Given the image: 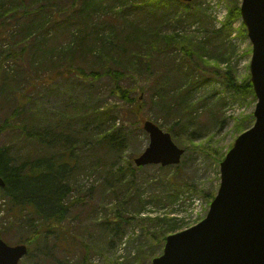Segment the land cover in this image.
Listing matches in <instances>:
<instances>
[{
    "label": "rangeland",
    "instance_id": "rangeland-1",
    "mask_svg": "<svg viewBox=\"0 0 264 264\" xmlns=\"http://www.w3.org/2000/svg\"><path fill=\"white\" fill-rule=\"evenodd\" d=\"M7 2L14 6L24 2L32 11L47 1ZM116 2L122 4L121 0ZM55 3V7L42 12L51 15L52 18L48 15L51 24L41 25L40 22H46L43 14H25L7 21L9 34L14 29L11 43L7 37L0 38V64L7 73L0 75V124L8 117L14 122L16 103L21 107L16 117L19 127L2 133L0 146H9L17 157L29 150L47 153L37 139L25 136L24 129L28 130L26 127L30 123L35 124L32 127L52 126L62 121H65L62 124L65 129L67 122L70 123L79 140L76 142L79 160L74 179L82 187L75 186L73 192L81 200L80 205L75 203L73 206L70 227L78 235L89 234V240L87 237L84 240L89 244V259L84 264H152L153 259L163 253L165 236L188 229L206 217L220 187L222 160L242 130L255 123L254 111L258 102L255 92L239 95L225 82L228 69L233 71L239 83L251 79L252 42L246 28L245 32L242 28L243 20L240 17L232 25H224L233 5L241 7L242 0H193V12H198L201 17L192 20L185 12H179L182 6L177 5L167 6L154 18L152 8L143 0H138V8H131L132 3H128L121 9L124 12L118 18L120 26L125 21L159 22L171 14L170 25L165 23L160 27L164 29L163 33L177 36V43L168 46L169 52L154 54L150 69L146 68V62L137 66L120 62L119 69L124 73L120 84L129 88L131 97L136 100L145 98V109L140 114L131 109L135 101L128 102L114 92V81L107 73L91 81L83 80L74 72L55 77L58 73L50 66L53 62H47L50 55L42 57L43 51L68 44L71 41L69 31L77 27L85 28L87 31H83L92 35L96 25L98 28L105 25L97 23L100 18L94 19L97 22L93 24L85 21L84 14L77 10L71 12L72 0H55ZM101 12L103 10L97 11L98 14ZM33 25L37 30L29 36L28 30ZM216 30L219 32L214 33ZM26 43L27 48L22 50ZM136 45L123 43L120 58L136 49ZM9 53L14 56L8 57ZM86 62L87 72H90V64L101 68L104 60L95 62V57L89 56ZM161 84L166 92L163 106H154L151 96L155 86ZM178 96L187 99V116L184 111L180 112L181 108L174 107L173 103L179 101ZM183 112L184 117L179 118ZM20 119L23 122L20 123ZM141 119L152 120L166 131L172 128L175 142L185 149L179 164L136 165L135 159L150 143ZM117 129L122 132V143H118L115 151L110 152L101 145L93 150L98 141ZM100 158L112 165L111 172L100 173L96 168ZM9 205L0 194V230L7 229L1 237L9 244H16L21 232L18 226L12 225ZM118 208H124L127 216L133 218L123 224L122 238H114L111 245L107 244L108 236L99 224L113 219ZM41 248L33 250L20 264H32L35 260L47 264H78V257L74 255L79 256V252L67 256L56 247L42 255L39 254Z\"/></svg>",
    "mask_w": 264,
    "mask_h": 264
},
{
    "label": "trees",
    "instance_id": "trees-1",
    "mask_svg": "<svg viewBox=\"0 0 264 264\" xmlns=\"http://www.w3.org/2000/svg\"><path fill=\"white\" fill-rule=\"evenodd\" d=\"M7 1L8 0H0V15H2L0 16V38L7 37L10 43L12 40L11 37H14V29L12 30V34H9L8 30L10 29L7 26L8 19L13 21L25 14L32 16L43 14L45 16L43 21L46 22H40L41 25H45L46 23L49 25L52 22V19L48 20V15L49 17H51V15L42 12L46 9L48 10L49 7H55V0H45L47 2L33 8L32 11L28 10L29 4L22 2L14 6L9 5ZM78 2H80L79 9L76 8ZM143 2L145 5L152 8L151 16L153 18L170 5L182 6L179 12H185L189 20L200 19L201 17L198 12H193L192 2L184 3L175 0H143ZM121 3L122 4H119L116 0H72L69 6V9L72 10L71 12L77 10V13L84 14V18H86L85 21H90L93 24H96L97 21L95 20L100 18V22L97 23L105 25L102 26V28H98L96 25L95 32H93L92 35L90 32H84L87 30L83 27H77L75 29L77 32L74 29L70 30L71 41L68 44L56 45L50 50H45L43 51L42 57H46L47 54L50 55L47 62L48 64L53 62L50 66L58 73L55 77L74 72L78 77H83V80L91 81L92 79L98 80L103 73L109 74L114 81V92L128 102L132 100L135 101V105L131 109L140 114L145 109V103L143 101L145 98H143V100L140 98L136 100L131 97L129 88L120 84L119 81L124 76V73L119 69L121 65L120 62L123 60L124 63L132 64L133 66H137L140 62H146V68L150 69L151 62L154 60V54L169 52V50L167 51L168 46L170 47L172 44L177 43V36L163 33L164 29H161L163 24H169L171 22V14L164 16L159 22L150 21L149 23H136L125 21L121 26H126V28L118 29V26L121 27L118 18L120 15H123L124 12L121 9L127 7L126 5L128 3H132L131 8H138L139 6L138 0H121ZM58 9L59 11L63 10L62 8ZM173 9L175 10L174 12L177 13L176 8ZM98 10H103V12L98 14ZM199 10L201 11V9ZM230 12V17L224 24L226 27L232 25L235 19L241 17L240 7L238 5H233ZM110 15L112 17H110ZM106 26L109 28L104 29ZM242 28L245 32L244 24ZM36 30V25L31 26L28 30L30 31L29 36ZM122 31L126 32L122 33ZM218 32L217 30L214 31V33ZM186 41L188 42V40ZM128 42L137 44V48L122 54L120 58L119 52H121V47H123V43L128 46ZM27 45L26 43L22 50H25ZM201 49L205 50V48ZM189 50H191L192 53V49L189 48ZM139 52H143L144 54L140 55ZM205 52L208 53V51ZM76 54H78L79 57H76ZM187 54L191 55L189 53ZM12 56H14V54L9 53L8 57ZM54 56H57V58ZM89 56H94L95 62L99 59H103V64L98 62L102 67L97 68L94 67L93 64H90L92 69L90 72H87L88 62H86V60ZM75 64L79 65L74 67ZM142 65H144V63ZM123 72L126 71L123 70ZM1 73L7 75L3 64H0V75ZM226 74L225 82L230 89H233V91L239 95L254 93L251 79L239 83L234 78L231 69H228ZM154 89L155 91L151 96L152 104L154 106H163L162 103L166 96L164 85L155 86ZM155 97H157V99ZM173 104L174 107L181 108L180 112L184 111L187 116V99L181 96L179 97V101L176 100ZM18 108H21L20 103H16L14 109V122L13 119L8 117L0 124V135L3 132L14 129L15 126L19 127L17 123L19 119L16 118L19 110ZM184 112L179 118L184 117ZM142 120L144 121V119H141V122ZM21 122H23V119H20V123ZM64 122L65 121H62L52 126L40 124L34 127H32V125L35 124L31 125L30 123L26 127L28 130L24 129L25 136L37 139L38 143L44 146V150H46L47 153L29 150L23 156L17 157L12 153L9 146H0V176L3 177L6 183L5 186L0 187V194L10 204L8 215L10 218L13 217L12 225L15 228L18 226L21 232L16 243H26L29 246V254L33 252V250H39V248L42 247L39 254L43 255V253L46 254L48 251L57 247L63 253L68 254L67 256H73L70 255L72 252H79V256H74L78 257V264H84L89 259V244L84 242L87 238L89 240V234L87 236L85 234L78 235L76 231L70 227L73 206L75 203L76 205H80L79 202L81 200L79 196L76 197L73 194L75 186L82 188L80 183L74 179V171L77 168V162L79 160V149L77 148L76 142L79 140L73 133L74 127L67 122V126L64 129L62 126ZM84 125L87 126V123ZM85 128L86 127H84V130ZM167 131L172 132V135L176 137L172 128H169ZM121 133L122 132L117 129L112 134L104 136L102 140L96 143V147L92 149L95 150L98 145H101L110 152L115 151L118 143H122ZM50 149L51 152L48 151ZM96 168L100 169V173H108L111 172L112 165H108L100 158L97 160ZM104 184L106 183H103V185ZM143 207L144 205L141 206V208ZM124 210V208L116 209L113 219H107L99 224L101 229L106 233V236H108L107 244L112 245V241L116 237L122 238L124 232L123 224L126 222L128 223L129 219L133 218L132 216H127ZM4 229L0 230V236L3 235ZM165 240L166 236L164 242ZM77 249H79V251H74ZM140 250L142 251V249ZM41 263L47 264L48 262L35 260L32 264Z\"/></svg>",
    "mask_w": 264,
    "mask_h": 264
},
{
    "label": "water",
    "instance_id": "water-1",
    "mask_svg": "<svg viewBox=\"0 0 264 264\" xmlns=\"http://www.w3.org/2000/svg\"><path fill=\"white\" fill-rule=\"evenodd\" d=\"M241 17L253 44L255 123L237 137L221 162V184L206 217L168 235L152 264H264V0H242ZM144 129L150 143L135 159L138 166L181 162L185 149L171 133L152 120L145 121ZM5 184L0 176V186ZM28 251L26 244L9 245L0 237V264H19Z\"/></svg>",
    "mask_w": 264,
    "mask_h": 264
}]
</instances>
